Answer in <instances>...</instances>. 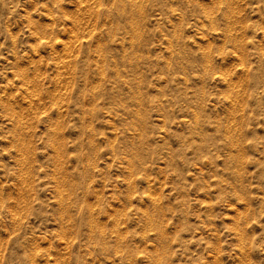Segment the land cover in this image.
Wrapping results in <instances>:
<instances>
[{
  "label": "rangeland",
  "instance_id": "1",
  "mask_svg": "<svg viewBox=\"0 0 264 264\" xmlns=\"http://www.w3.org/2000/svg\"><path fill=\"white\" fill-rule=\"evenodd\" d=\"M0 264H264V0H0Z\"/></svg>",
  "mask_w": 264,
  "mask_h": 264
},
{
  "label": "bare ground",
  "instance_id": "2",
  "mask_svg": "<svg viewBox=\"0 0 264 264\" xmlns=\"http://www.w3.org/2000/svg\"><path fill=\"white\" fill-rule=\"evenodd\" d=\"M24 76V75H23ZM25 77V76H24ZM6 107V106H5ZM8 107V106H7ZM14 107V106H13ZM10 110V109H9ZM12 112V111H11ZM14 112H16V111H14ZM19 115V114H18ZM11 119V118H10ZM17 120H18V118H17ZM22 121V120H21ZM19 123V122H18Z\"/></svg>",
  "mask_w": 264,
  "mask_h": 264
}]
</instances>
